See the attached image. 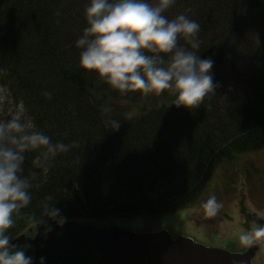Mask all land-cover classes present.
Instances as JSON below:
<instances>
[{
    "label": "trees",
    "instance_id": "1",
    "mask_svg": "<svg viewBox=\"0 0 264 264\" xmlns=\"http://www.w3.org/2000/svg\"><path fill=\"white\" fill-rule=\"evenodd\" d=\"M194 3L206 35L198 54L214 61L213 79L232 73L221 63L226 47L251 54V73L233 77L246 98L222 102L214 95L187 110L172 94H121L78 66L82 3L0 0V85L22 105L32 131L70 145L56 156L46 148L24 154L19 175L32 200L14 214L10 239L53 220L51 208L64 222L102 223L197 206L221 163L264 150V0ZM178 46L189 48L182 39Z\"/></svg>",
    "mask_w": 264,
    "mask_h": 264
},
{
    "label": "clouds",
    "instance_id": "2",
    "mask_svg": "<svg viewBox=\"0 0 264 264\" xmlns=\"http://www.w3.org/2000/svg\"><path fill=\"white\" fill-rule=\"evenodd\" d=\"M174 2L159 0L153 5L148 0H88L86 26L75 41L78 66L121 94H172L177 107L198 109L219 87L210 71L214 61L198 54L197 21L184 14L173 19L163 14ZM181 39L188 49L178 46ZM111 126L117 131L120 123L113 121ZM26 128L15 116L0 122V264H34L25 249L10 246L6 234L14 224V214L32 200L27 182L19 175L24 154L46 148L48 154L56 156L70 149V145L52 144L49 136ZM221 207L215 196L203 204L209 217L217 215ZM49 215L58 224L64 223L59 208L49 209ZM239 241L246 246L264 242V225L255 224L242 232ZM39 264H44L43 257Z\"/></svg>",
    "mask_w": 264,
    "mask_h": 264
},
{
    "label": "rangeland",
    "instance_id": "3",
    "mask_svg": "<svg viewBox=\"0 0 264 264\" xmlns=\"http://www.w3.org/2000/svg\"><path fill=\"white\" fill-rule=\"evenodd\" d=\"M72 1L82 3L84 5L82 9L84 10L88 4V0ZM193 1L196 2V0H175L173 6L171 5L163 14L168 19H173L179 14H184L194 19L197 8ZM202 1L205 2V0ZM206 4L208 7L210 6V2ZM198 23L200 24L199 39L203 42L206 35L201 28L204 27L202 21ZM220 25L219 23L218 27ZM183 43L186 42L183 41ZM220 57L222 65L227 63L234 68L231 75L216 80L213 79L214 83L219 85L215 95H218L222 102H229L234 97L246 98L245 93L248 90L244 89L242 85L238 87L233 77L237 79L240 77L236 72L240 74L251 73L249 72L251 71V54L245 55L243 52V55H241L238 50L229 46L221 52ZM255 60L254 58L252 62L254 63ZM211 72L214 73L215 69L213 68ZM216 75L218 76V74ZM8 96V91L0 85V122H7L15 116L20 121L23 120L25 122L27 131H32L31 123L25 120V110L22 105H15L8 99ZM39 169L44 175L46 170L45 163ZM210 196H215L222 205L217 215L213 217H209L203 208L204 202ZM201 198L203 200L194 208L195 212L193 208H189L154 219L141 216L132 219H114L102 223L90 221H82V223H91L99 228L108 226L121 227L141 234L166 230L174 237L190 238L205 246L227 248L233 252L244 251L248 246L240 243L239 235L244 231L253 229L255 220L261 219L264 222V150L247 156H236L234 163L221 164L215 171ZM242 201L247 207L246 211L251 214L249 221L245 220L242 215L241 207L243 205L239 204ZM52 221L54 220L49 223L35 224L28 230L11 238L10 241L21 235L31 239L37 233L38 227L44 226L46 229ZM241 222H244V224ZM18 247L25 249L28 255L33 256L35 248L28 243L21 244ZM252 264H264V244L253 258Z\"/></svg>",
    "mask_w": 264,
    "mask_h": 264
},
{
    "label": "water",
    "instance_id": "4",
    "mask_svg": "<svg viewBox=\"0 0 264 264\" xmlns=\"http://www.w3.org/2000/svg\"><path fill=\"white\" fill-rule=\"evenodd\" d=\"M24 243L35 248L34 264L41 257L44 264H252L263 242L257 241L239 254L190 238L172 239L165 230L140 234L121 227L53 221L47 229L38 228L34 239L21 235L10 246Z\"/></svg>",
    "mask_w": 264,
    "mask_h": 264
}]
</instances>
